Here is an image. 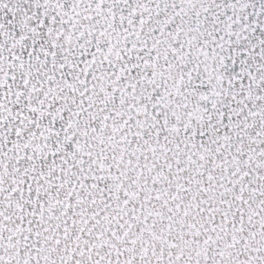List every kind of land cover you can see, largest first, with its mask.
Wrapping results in <instances>:
<instances>
[{
  "label": "snow or ice",
  "instance_id": "snow-or-ice-1",
  "mask_svg": "<svg viewBox=\"0 0 264 264\" xmlns=\"http://www.w3.org/2000/svg\"><path fill=\"white\" fill-rule=\"evenodd\" d=\"M0 264H264V0H0Z\"/></svg>",
  "mask_w": 264,
  "mask_h": 264
}]
</instances>
